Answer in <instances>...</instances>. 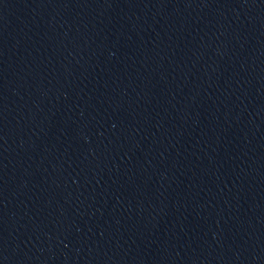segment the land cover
Wrapping results in <instances>:
<instances>
[{
	"label": "water",
	"instance_id": "obj_1",
	"mask_svg": "<svg viewBox=\"0 0 264 264\" xmlns=\"http://www.w3.org/2000/svg\"><path fill=\"white\" fill-rule=\"evenodd\" d=\"M0 264H264V0H0Z\"/></svg>",
	"mask_w": 264,
	"mask_h": 264
}]
</instances>
